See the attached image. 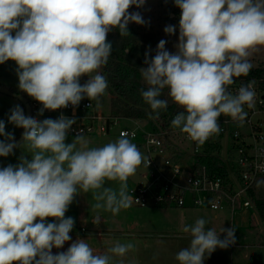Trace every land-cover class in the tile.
I'll return each mask as SVG.
<instances>
[{"label": "clouds", "instance_id": "clouds-1", "mask_svg": "<svg viewBox=\"0 0 264 264\" xmlns=\"http://www.w3.org/2000/svg\"><path fill=\"white\" fill-rule=\"evenodd\" d=\"M146 0H0V64L17 65L18 88L42 105L55 111L74 109L87 98L99 105L108 88L100 69L112 53L107 35L118 30L130 35L129 23L143 25L140 12ZM180 9L176 51L169 52L161 39L151 59L145 53L140 68L147 90L141 95L156 119L168 107L164 89L182 111L171 121L197 146L221 132V116L243 126L254 107L253 82L241 84L233 94L229 86L247 76L253 65L249 57L257 46H264V0H174ZM177 26L164 32L175 34ZM127 51V50H126ZM87 81L81 84V78ZM155 113V115H152ZM8 122L22 128L23 146L17 164L0 167V264H113V256L124 257L134 248L120 243L97 254L85 239L71 242L66 251L53 254L72 241L75 220L66 217L80 191H91L94 209L113 215L127 209L134 197L127 180L138 167L150 160L126 135L102 147H88L84 135L67 143L76 123L61 114L57 119L38 120L26 116L16 105ZM0 157L14 154L13 133L5 131L0 120ZM80 145L78 148L77 145ZM264 170V165H257ZM106 181L118 188L105 187ZM264 185L258 181L257 187ZM136 200V199H135ZM139 202L138 200H136ZM47 218H53L49 222ZM95 223H100L97 215ZM207 221L197 219L182 228L191 236L188 247L175 256L179 264H204L217 248L235 244V228L206 229ZM225 233L223 239L220 234Z\"/></svg>", "mask_w": 264, "mask_h": 264}, {"label": "built area", "instance_id": "built-area-1", "mask_svg": "<svg viewBox=\"0 0 264 264\" xmlns=\"http://www.w3.org/2000/svg\"><path fill=\"white\" fill-rule=\"evenodd\" d=\"M249 82H253L256 97L253 108L245 106L248 115L243 126L222 115L219 135L199 146L180 129L171 126L176 114L172 118L154 119L152 123L112 116L98 110L95 101L87 98L75 109L69 106L45 110L43 115L39 114L42 105L33 101L32 117L41 121L47 117L57 119L61 114L74 117L76 123L69 132L73 136L81 133L84 136L126 135L150 160L148 167H138L130 177L128 193L134 197L132 207L191 206L227 210L232 219L241 209L251 210L259 229V240L251 245L230 246L264 250V221L250 193L258 181L264 180V170L257 168L258 164L264 165V83L258 79L238 80L229 86V91L235 94L241 84ZM123 120L133 125H121ZM215 162L222 169L221 173L213 167Z\"/></svg>", "mask_w": 264, "mask_h": 264}, {"label": "rangeland", "instance_id": "rangeland-1", "mask_svg": "<svg viewBox=\"0 0 264 264\" xmlns=\"http://www.w3.org/2000/svg\"><path fill=\"white\" fill-rule=\"evenodd\" d=\"M130 12H140L142 17L144 18L145 23L143 25H138L136 23H131L141 34H146L151 37V41L153 43L152 50L156 52L157 45L161 39L167 41L165 47L169 52L174 53L176 51L175 45L178 43L179 38V8L175 6L174 0H146V3L141 8H136L132 6L129 9ZM168 25L177 26V31L175 34L168 35L164 32V28ZM250 62L257 66L259 64L264 63V46H257V50H252V54L249 57ZM16 67L14 61H7L4 64H0V82L8 83L9 85L14 86L18 91V77L16 75ZM147 67V65L145 66ZM101 72V69H100ZM87 81V76L81 78V84ZM146 84V82L143 80ZM19 92V91H18ZM28 97L30 100L33 98L29 97L26 93L23 94ZM110 100L111 94L109 89L107 88L105 94L100 98L99 105L95 101L96 107L98 110L104 113L110 112ZM171 100V98H170ZM171 102H173L171 100ZM16 105H19L23 111L24 106L17 98L12 96L0 93V120L5 122V131L13 133L14 136L18 134V130L16 127L8 122V117L10 115L11 109H13ZM121 125H133L130 121H121ZM146 127V124H143ZM244 128H242L243 130ZM16 137V136H15ZM76 136L68 134V138L66 140L67 143H70ZM88 141V147H102L109 142L116 141L120 136L116 133H112L110 135H93V136H84ZM19 138V137H18ZM4 137L0 136V140H3ZM17 140V139H16ZM15 140V141H16ZM23 141L14 149V154L9 155L7 157H0V167H5L9 164H17L18 158L21 153L25 155H29L26 149L21 146L19 147ZM79 148L80 145L78 144ZM264 181V180H263ZM127 185H130V177L127 180ZM105 187L118 188V182L114 181H106ZM255 192L257 196L264 197V185L255 188ZM96 203V200L93 197L91 191L85 193L80 191L79 195L76 197L74 202L70 205L69 210L66 213V217H72L75 220V225L73 230L78 232V234L84 233L87 234L88 230H93L95 228H99L101 230L106 229H115V230H129L135 232H150V233H169V234H189L184 233L181 229H179L178 219L174 215V211L169 212H160L155 214L156 212L148 213L149 209H140L137 207H128L127 209H122L118 214L113 215L110 211L97 210L93 208V205ZM225 212V211H223ZM219 213L220 220L222 226L218 227L220 230L222 227L224 228H235V237L237 245H251V241L248 238H242L240 235L242 233H247L251 231L250 229H242L236 228L234 224L230 223V215L227 213ZM147 213L149 215H147ZM97 215L100 217V223H95ZM49 222H52L53 218H47ZM227 223V224H226ZM226 225V226H225ZM249 226L252 229L254 225V219H250ZM256 227V226H255ZM258 227V226H257ZM82 228H85V231H81ZM254 230V229H252ZM81 232V233H80ZM226 234H220V238L223 239ZM78 237V236H76ZM80 238V237H78ZM157 238L159 240L160 238ZM82 239V238H81ZM175 241H180V239H172L170 242H173V245L170 246L172 250L176 245ZM161 241V240H160ZM168 241L167 239L165 240ZM165 241H161L165 242ZM183 241V240H182ZM185 241V240H184ZM136 241H132L131 237L122 238V243H128ZM156 242V241H150ZM185 244V243H184ZM247 253L248 257H245L244 254ZM211 257L212 259L217 258L218 260H222V258H226V261H231V264H243V263H254V262H263L264 261V250L254 249L253 247H236L231 249L227 247L226 249L217 248L210 256L205 257L208 259Z\"/></svg>", "mask_w": 264, "mask_h": 264}, {"label": "crops", "instance_id": "crops-1", "mask_svg": "<svg viewBox=\"0 0 264 264\" xmlns=\"http://www.w3.org/2000/svg\"><path fill=\"white\" fill-rule=\"evenodd\" d=\"M253 65V64H252ZM0 85L5 86L9 88L10 90H16L15 87L12 85H9L8 83L0 82ZM18 91L21 94H25L24 92ZM28 98V97H27ZM29 99V98H28ZM30 100V99H29ZM36 100H30V102H33ZM18 134L15 135V140L20 136L22 132V128H17ZM132 207V206H130ZM140 209H149L148 213L156 212L160 213L162 211L169 212L174 211V215L178 219V225L179 229L182 230V228L185 225H192L195 223L197 219L203 218L207 221L205 227L206 229H215L217 233H220V230H218V227L222 226L221 220H220V214L221 212L227 213L230 215V223L234 224L236 228H242V229H250L251 231L249 234L242 233L240 236L242 238H248L251 241V244L256 243L259 240V229L255 225L256 221L253 218V212L251 210H244L241 209L239 212L235 215L234 219H232L231 214L227 210L222 211H213L208 208H196V207H183V208H177V207H158V208H140ZM147 213V215H149ZM250 219H254V225L252 230L249 226ZM227 224V223H226ZM226 226V225H225ZM85 229V228H84ZM83 228L81 229V231ZM85 231V230H83ZM81 233V232H80ZM224 234V233H222ZM72 237V241L66 242L63 248L61 249H53V254H56L58 251H66L67 248L70 246L71 242H74L78 237L79 239H85L90 246L93 248L94 252L97 254H109L108 249L114 246V244L119 241L122 243V238L131 237L132 241H136V243L133 244L134 248L130 250L124 257H117L113 256V264H179V262L175 259L176 254L183 248H186L190 244L191 236L190 234H169V233H150V232H135V231H129V230H115V229H106L101 230L99 228H95L93 230L87 229V234L81 233L78 234L75 230H72L70 233ZM78 236V237H76ZM158 237L160 238L157 240ZM180 239V241H175L174 244L176 247L172 250L170 246L173 245V242H170L172 239ZM168 240L167 242L165 240ZM156 241V242H150V241ZM165 241L162 242L161 241ZM183 240V241H182ZM185 240V241H184ZM185 243V244H184ZM231 249H234L236 247H231ZM243 247V246H238ZM245 248V247H244ZM245 257H248V254H244ZM223 261L218 260L217 258L212 259L209 257L208 259L204 260V264H231V261L227 262L226 258H222Z\"/></svg>", "mask_w": 264, "mask_h": 264}, {"label": "trees", "instance_id": "trees-1", "mask_svg": "<svg viewBox=\"0 0 264 264\" xmlns=\"http://www.w3.org/2000/svg\"><path fill=\"white\" fill-rule=\"evenodd\" d=\"M177 16L180 17V9ZM128 31L130 35L127 36H120L118 30H113L107 35V40L112 43L113 49L107 64L101 68V74L107 77L108 89L111 94L110 112L105 114L152 123L154 119L149 117L152 110L141 95V91L147 90L148 86L143 82L140 68L146 66L144 63L145 53L148 52V58L151 59L156 52L152 50L151 37L141 34L131 23L128 25ZM251 79H258L264 83V63L257 66L253 65L247 76L236 78V81ZM16 93L20 92L17 91ZM161 98L168 100V107L166 110H162L156 119L172 118L182 111L177 104L171 102L168 89L163 90ZM212 165L218 172H222V169L217 167L218 163L215 162ZM250 193L256 210L264 221V197L257 196L255 189L251 190ZM243 264H264V261Z\"/></svg>", "mask_w": 264, "mask_h": 264}, {"label": "water", "instance_id": "water-1", "mask_svg": "<svg viewBox=\"0 0 264 264\" xmlns=\"http://www.w3.org/2000/svg\"><path fill=\"white\" fill-rule=\"evenodd\" d=\"M0 93L12 96V97L17 98L18 100H20V102L25 107V115L32 117L31 102L26 96H24L23 94H20V93H16L15 91L10 90L9 88H7L5 86H2V85H0ZM23 131L24 130H22L19 138H17V140H16L17 146L23 141V138H22Z\"/></svg>", "mask_w": 264, "mask_h": 264}]
</instances>
